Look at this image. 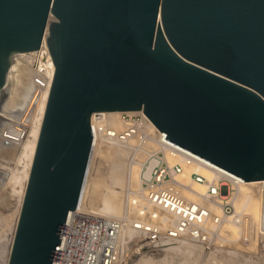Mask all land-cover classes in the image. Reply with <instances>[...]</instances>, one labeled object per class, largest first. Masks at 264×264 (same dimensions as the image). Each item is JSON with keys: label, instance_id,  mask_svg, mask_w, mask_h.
Instances as JSON below:
<instances>
[{"label": "water", "instance_id": "water-1", "mask_svg": "<svg viewBox=\"0 0 264 264\" xmlns=\"http://www.w3.org/2000/svg\"><path fill=\"white\" fill-rule=\"evenodd\" d=\"M53 73L6 264H55L94 111L142 109L165 138L262 182L264 0H0V101L13 55Z\"/></svg>", "mask_w": 264, "mask_h": 264}, {"label": "built area", "instance_id": "built-area-1", "mask_svg": "<svg viewBox=\"0 0 264 264\" xmlns=\"http://www.w3.org/2000/svg\"><path fill=\"white\" fill-rule=\"evenodd\" d=\"M119 122L113 123L108 111L91 113L92 146L85 178L98 170L99 163L110 165L120 158L125 176L122 213L88 212L82 189L77 206L66 215L55 264H118L123 248L143 250L182 240L194 241L201 250H226L232 242L264 244L261 215L254 218L236 202L242 177L165 138L166 132L142 109L121 110ZM109 144L122 145L125 152L115 156L107 151ZM186 172L191 181L203 184L201 191L182 179ZM260 180L249 186L251 193L262 195ZM183 188L195 196H187ZM227 225L235 226L234 238ZM128 229L134 236L126 245L123 234Z\"/></svg>", "mask_w": 264, "mask_h": 264}, {"label": "rangeland", "instance_id": "rangeland-1", "mask_svg": "<svg viewBox=\"0 0 264 264\" xmlns=\"http://www.w3.org/2000/svg\"><path fill=\"white\" fill-rule=\"evenodd\" d=\"M37 58V52L32 54L28 53L26 55L17 53L13 55V60L10 62L9 66L13 67L15 66L16 62H19L21 64H25L21 65L20 67H29L33 65L34 62H36ZM27 63L31 65H27ZM37 81L40 82V80ZM11 85L12 81H9L3 88V98L7 94L6 92L8 90L10 92ZM3 94L5 95L3 96ZM35 96L36 94L34 95L33 100ZM25 106L26 104L21 106L22 110L17 116L16 122L1 123L3 127L5 126V131L2 130L3 127L0 125V237L2 236L4 238V246L0 250V264L7 263L9 249L12 243L15 225L20 209V198L18 195L14 197L12 191L14 187L17 188L16 190L20 189V185L18 184L19 178L17 180V177L23 175V170H25L24 166H26L25 164L27 163V159H25L27 157L24 156L25 154L22 151H24V145H26L28 140L31 139V126L33 124L35 114H33L31 121L28 122V114L24 112ZM17 121L23 126H21ZM107 151L114 154L115 156H121L119 151L110 148H107ZM112 168L117 169H114L116 172L123 174V161L118 162L115 159L110 165L101 162L98 165V170L96 172L90 173V180H97V183L99 184L98 189L94 194V199L90 202H92V205L99 203L103 197V193L108 191L112 194L111 197H113V199L116 201V208H114V210H116V212H118L117 210H120L118 213L112 215L119 216L123 210V208L120 209L122 203V188L118 187L114 183L113 178H111L110 171ZM19 173L21 174L20 176ZM118 181H116V183L120 185V182ZM84 201L87 202L88 199L85 198ZM86 202L85 204H88ZM109 212L111 213V211ZM104 213H107L106 210H104ZM123 237L125 240H127V234H125ZM182 241L183 242L178 241L170 244L146 248L143 250H125L123 248L120 251L118 264H219L220 262H224L225 264H264V244H256L255 241L244 244L241 242H232L228 244L229 248L226 250H201L200 246L194 241Z\"/></svg>", "mask_w": 264, "mask_h": 264}, {"label": "bare ground", "instance_id": "bare-ground-1", "mask_svg": "<svg viewBox=\"0 0 264 264\" xmlns=\"http://www.w3.org/2000/svg\"><path fill=\"white\" fill-rule=\"evenodd\" d=\"M35 52L38 53V58L36 59V62H34L33 65L27 63V65L29 64L32 67L31 66L20 67L21 65H25V64H21L19 62H16L15 66H13V68H17L16 74L15 73H7L5 85H7V83L9 81H12L13 86L11 85L10 92L8 90L6 92L7 93L6 95L3 94V96L5 95V97L4 98L2 97L3 99H1V101H0V110H1V112H0V125L1 126H2L1 123H3V122H7V123L16 122L17 116L20 114V112L22 110L21 106H23V104H26L24 112L28 114V122L31 121L33 114L35 113L33 124L30 123V124H32L31 136H30L31 139L28 140V142L26 141L27 144L24 145L25 146L24 151H22L25 154V155L24 154L23 155L27 157V158H25V159H27V163L25 164L26 166L23 165L25 168V170H23V175H21L19 173V176L21 175L20 176L21 178L17 177V180L19 178L18 184L20 185L19 186L20 189L16 190L17 188L14 187L13 191H12L14 197L16 195H18L20 198L19 199V204H20L19 206H21V202H22V198H23V194H24V189H25V185H26V181H27V177H28V173H29V168H30V164H31V160H32V155H33L34 148H35L37 134L39 131V126H40V122H41V118H42V114H43V110H44V106H45V101H46V97H47V93H48V89H49V85H50V81H51V77H52V73H53V69H54L53 62H52L50 53L48 51V48H47V45H46L44 39H43V42H42L41 46L39 47V49L29 51V52H18V53L21 55H26L28 53L32 54ZM17 72H18V74H17ZM37 80H40V82ZM35 94H36V96L33 100V97ZM32 100H33V102L31 103ZM108 112H109V115L111 116V121L113 123H115L116 125H120L119 115H120L121 111L120 110H111ZM22 120H20V121H22ZM5 124H3V125H5ZM21 126H23V125H21ZM4 127L2 130H4ZM24 127H26V126H24ZM6 130H7V126H6ZM18 139H20V138H18ZM23 139H25V138H23ZM107 148L119 151V153L121 155L125 152V149L123 148V146L119 145V144H109V145H107L106 149ZM93 155H99V154L94 153ZM119 160L116 159V161L122 162V160L120 158H119ZM114 169L112 168V170L110 171V176H111V178H113L114 183L118 187L122 188L124 186L123 184L125 182L124 173L122 174L120 172H116L115 170H117V169H115V170ZM131 173H132V178H135L136 174H137L136 170L133 169ZM181 177L184 181H187V182L192 180V179H190V176L187 172L183 173L181 175ZM116 181L120 182V185L117 184ZM261 181L262 180H249V181L244 180L243 185H242L241 189L238 191L237 198H236L237 204L239 206L246 208L249 212H251L254 215V218H256V219H258L259 216L261 215L262 195L251 193V191L249 190V186L256 185ZM191 182H192L193 187L196 190L201 191L203 189V184H200V183L195 182V181H191ZM98 186H99V184L97 183V180H95V181L90 180V174L85 178V182H84V186H83V192H82V199H85V198L88 199L87 202L85 201L86 203H88V204H85L87 211L91 212V213H97V214L105 215V216H114L112 214L118 213L120 210H117L118 212H116V210H114V208H116L115 207L116 201H115V199H113V197H111L112 194L110 192L105 191L103 193V197L99 203L92 205V202H90L94 199V194L96 193ZM181 191L191 198H193L195 196V193L190 189L183 188V189H181ZM12 198H13V196H12ZM122 208H123V203H121L120 209H122ZM103 209L106 210L107 213H104ZM109 211H111V213ZM227 229L230 232L229 233L230 236H233V238H234V236L236 234L235 226L227 225ZM125 234H127V240H125L123 237V242L126 243V245H127L129 243V241L133 238L134 234L130 229L125 230L123 236ZM0 238H1L0 239V250H1L2 247L4 246L3 245L4 244V241H3L4 238L2 236ZM186 241H190V240H186ZM181 242H183V241H181ZM233 250H235V249H233Z\"/></svg>", "mask_w": 264, "mask_h": 264}]
</instances>
